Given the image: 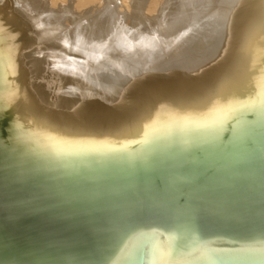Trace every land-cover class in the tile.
Wrapping results in <instances>:
<instances>
[{"label":"bare ground","instance_id":"1","mask_svg":"<svg viewBox=\"0 0 264 264\" xmlns=\"http://www.w3.org/2000/svg\"><path fill=\"white\" fill-rule=\"evenodd\" d=\"M145 1L154 3L153 8L148 4L149 12L150 8L160 11L159 16L157 11L153 15L154 23L140 13ZM227 2L231 5L224 17L219 7ZM219 10L225 20L217 19ZM143 15L147 22L142 23ZM210 45L216 48L204 55ZM169 58H179V65L170 63L162 69ZM192 59L196 61L188 64ZM175 60L170 62L177 64ZM157 64L163 66L155 68ZM151 66L155 70L143 71ZM0 73V101L27 131L87 150L88 155L99 154L97 160L114 165L74 174L69 187L60 190L63 178L45 171L36 175L33 165L17 159L0 141V150L13 159L5 170L0 168V207L9 223L16 211L31 206L29 200L40 189L52 191L59 200L52 209L44 205L47 196L40 198L41 216L71 222L77 214L70 216L68 211L76 212L77 207L88 211L91 219L95 215L92 226L104 231L113 230L131 212H141L136 206L167 204L173 208L167 218L169 230H139L129 237L140 231L160 235L165 255L176 263L211 243L194 241L197 214L218 218V211L209 208L229 203L231 193L244 194L249 204L237 202L234 210H258L249 203L251 198L264 202V0H0ZM121 81L129 86L125 92L121 87L115 92ZM79 85L86 86L82 91L88 101L73 98ZM78 92L77 97H82ZM241 113L242 120L227 123L232 133L215 141L223 150L213 159L205 160L198 153L194 164L187 156L183 160L168 156L132 165L128 155L116 159L109 151L146 143L153 128L167 123L188 119L202 123L217 115ZM196 143L203 142L197 139ZM210 160L238 174L228 176L226 182L222 178L213 181L217 177L202 174L206 171L202 164ZM23 171L25 175L30 172L29 180L19 182ZM185 171L197 172L207 187L182 189L188 197H204L205 203L200 209L187 198L178 202L187 205L186 222L179 218V204L156 194L162 180ZM18 200L22 206L13 210ZM61 206L73 209L62 211ZM218 213L220 220H228L240 211L229 216ZM103 214L108 219L96 225Z\"/></svg>","mask_w":264,"mask_h":264},{"label":"rangeland","instance_id":"2","mask_svg":"<svg viewBox=\"0 0 264 264\" xmlns=\"http://www.w3.org/2000/svg\"><path fill=\"white\" fill-rule=\"evenodd\" d=\"M55 1L57 2V0H55ZM64 2H66V1H64ZM145 2H146V4L144 6H146V8L145 9L142 8V11L140 10L141 11L140 13L144 14L146 19L148 18L147 21L149 23H151V21L153 22V20H155L152 18H155V16H157V14L160 11L156 10L158 13H155L156 11H154V9H152L153 8L152 6L154 3L150 4L149 1H145ZM230 3L227 2L225 4H222V6L219 7L222 15L225 13V16H227L228 11L226 9L228 8V6L231 5ZM148 4H150V6L152 7V8H150L151 12L148 11V8L150 7ZM65 7L68 8L67 5ZM105 9H110V8L106 7ZM224 9L226 12H224ZM220 10H219L218 17H217L218 20L220 18L219 16H221ZM152 11H154V12H152ZM162 11H161V13H162ZM164 11L167 12L168 10L164 9ZM154 14H155V16H153ZM144 15H143L142 20L145 19ZM159 15H160V13L158 14V16ZM221 19L225 20L224 18H222V16H221L220 20ZM142 20H140L139 22L141 23ZM147 21L144 20L142 23L147 22ZM216 22L217 21H215V24H216ZM140 23H139V25H141ZM146 44H145V46H146ZM56 46L54 45L53 48H55L57 50L59 47H60L59 50L62 48L60 45L57 46L58 48ZM212 46H216V45L213 44ZM212 46L210 45L209 47L208 46L206 47V50L204 51L205 52L204 55L207 54V56H209V53L212 52V49L216 48V47H214V48L210 49ZM207 48H208V51H207ZM177 55H175V57H177ZM173 57H171V58H173ZM179 58L178 59H176V58L170 59L169 58L168 60L165 61V63H162L163 65L165 64V67H162L163 65H160V64L159 65L158 64L153 65V66H155V68H158L159 66H161L162 69H165L166 65H168V64L171 65L170 63H173V65H179V63H180ZM175 59L178 61V63ZM195 59H192L194 61L190 60V62H188V64L195 62L196 61ZM172 60H175V62L177 64H174V61L170 62ZM197 60H198V58H197ZM146 69L155 70L152 66L150 68L143 67V71ZM206 75H209V74L207 73ZM0 77H2L1 73H0ZM127 79L128 78H126V83H128V81H129V80L127 81ZM123 81H125V80H123ZM1 82H0V85H1ZM121 83H122V81H121ZM124 84H125V82H124ZM79 86H78V90H80V91L78 92V90L77 89L76 90L78 93L82 94L83 96L82 97H81V95L78 96L80 98L79 99L77 97V95H79V94H76L77 93L76 92L75 95H73L74 96L73 98L81 100L82 98L84 99V97H85L86 100L84 99V101H88L89 99L87 100L86 92L82 91V90H85L86 86H84V88H83V86H80L81 88H79ZM122 86L119 83L118 88H117L118 91H117L116 87H115L114 91L120 92V89H121V90H124L123 92H125L126 91L125 88L128 87L129 84H125L124 87H122ZM122 88H124V89H122ZM113 92L111 95L114 96L115 92H114V94H113ZM84 94H86V95H84ZM1 101H0V103H1ZM6 105L7 104H2V103L0 104V141L3 143V145L6 147V149L13 150L12 152L17 156V159L19 158L20 160H22V162L24 161L25 164H27L28 166L33 165V167L35 169H37V170H35V171H37V173L35 172L36 175L42 171H45V173H47V174H51V175L63 178V181L65 180V182L60 184V186H58L57 189H59V187H60V190H62L61 187H63L64 189H65V187H69L68 186L69 182H71L74 174H79V173L81 174L82 172H92L93 170H97L99 168L100 169L113 168L112 167V166H114L113 164L105 163V162H108V160L104 161V163L100 160H97L98 158L101 159V155H99V154L88 155V153H90V152H88L87 150L79 151L75 147H70V146L68 147V146L60 145V144H57L56 142L52 141L50 138H48L46 136L36 135V134L32 133L31 131H27L19 123L17 115L16 114L13 115L12 112H9L7 110ZM243 113H245V112H243ZM243 113L236 115V116H232V115L231 116L230 115L218 116L217 115V116L213 117L212 119H209L210 121L207 120V121H204L202 123L195 122V120H190V119L181 120L180 122H177V123H174V122L173 123H167L165 125L153 128L152 131L150 132L149 136H148L149 139L146 140V143L135 144L133 146H130L127 149H122L120 147H111L112 149L109 151H111L113 153L114 157H118L116 159H119L122 156L125 157V155H128V163H131L132 165L134 163H137V162L138 163L152 162L157 157L162 158V157H168V156L177 157L179 160H183L182 156H187V157H189V162H192L194 164V162L196 160L195 157H197L198 153H201L202 156H204L203 159H205V160H209L210 158L213 159V158H215L214 157L215 155L220 154L219 152H221L223 150L221 148L222 145L221 144H215V141L222 139L223 137L227 136L229 133H232L231 132L232 128H229L227 126L228 125L227 123L233 124L234 122H236V123L239 122L240 119L242 120V118L244 116ZM217 121H219V122L213 123V122H217ZM211 122H212V124H211ZM197 139H201V141L203 142L202 145L199 146L196 143ZM176 148H179V149H176ZM201 149H202V151H200ZM170 151H177L178 153L177 152L173 153ZM125 153H127V154H125ZM8 154H9V152L6 153V152H3L2 150H0V168H2L4 170L6 167H8L7 163L10 164L11 162H13V161H10L11 157ZM6 157L9 158L8 162H4L6 160L5 159ZM11 160H13V159H11ZM211 160L209 162L205 161V162H207L206 164L205 163L202 164L203 167H206V171L205 172L203 171L202 174H204V175L210 174V175H208V177H211V176L213 178L217 177L213 181H215V180L220 181V179L222 178V180L226 179V180H224L226 182L227 179H230V178H232L238 174V171L233 170V168H231L229 166H225V164H223L224 165L223 166L220 162L219 164L221 167H223V170H225V171L227 170L226 172L224 171V173H223V170L221 169V167H219V165L216 166L218 163L212 165L213 162H211ZM210 162H211V164H210ZM114 164H116V163H114ZM13 165H14V163H13ZM211 165L214 167L210 168ZM225 167H227V168H225ZM216 168H219V170L217 169V171H216ZM220 170H222V171H220ZM7 171H9V170H7ZM15 172L18 173V171H15ZM218 172H219V174H218ZM29 173L30 172L28 171V174L25 175V172L24 173L21 172L18 175L19 182H21V181L24 182V181L29 180V178H27V177H29L28 175H30ZM183 173H184V177H183ZM216 173H217V176H216ZM228 173H230V174H228ZM181 175H182V177H181ZM186 175H188V176H186ZM195 175L197 177H195ZM204 175H202V176L204 177ZM223 175H225V177ZM228 176H230V178ZM176 177L180 178L182 181H179L180 179H177ZM218 178H220V179H218ZM222 180H221V182L223 183L224 181H222ZM209 181H210V179H209ZM161 182L162 183L160 184V186L162 188H160V190L158 192H156V194L158 195L157 196L158 198L162 197L160 199H164V200H167V199L170 200L171 199V201L175 202L176 204H179L178 202H180V201L182 202V199H186V198L188 200L192 201V204H198V203L205 204L203 201L204 197H201L198 195H191L190 197H188L187 194L182 190L183 188H186V186L191 187V188L196 187V189H198V188L199 189H207V187H205V185L200 183V182H202V180H199L197 172H194V174L193 173L189 174L186 171L185 172H178V173H176V176L169 177L166 180H162ZM166 182H168V183H166ZM225 182H224V184H227ZM169 194H172V195L170 196ZM231 194H232L231 198H230L231 200L229 201V203H227V204L226 203H217L216 205L211 206L209 209H211L214 212L218 211V212L224 214L223 210L226 209V207L234 209V207H236V205H237V202L243 203V204H240L242 206L249 205L248 202H246L247 200H246V197L244 194L243 195L234 194V193H231ZM231 201L233 203H230ZM182 203L179 204L180 207L178 210H179V218L183 217V220H184V219L188 218V217H186V214H185L186 213L185 210H186L187 205L182 204ZM229 204H232V205H229ZM64 207L68 208L69 206H64ZM229 208H227V209H229ZM244 208H246V207H244ZM72 209L73 208H70L69 210H72ZM69 212L70 211H68V214L70 215L71 212L70 213ZM218 212L216 215L218 216V218H220L221 216L219 217L220 214ZM135 213L136 212L133 211V212H131V214L126 215L121 220H126L131 215H133ZM80 215L83 216L84 214H80ZM5 218L6 217H5L4 210H2L0 208V236H1L0 239L1 240L3 239V241L6 244V247H8L9 249L16 250L19 248L20 252L25 251V249L27 247H29V246H27L29 240H31L33 238V236L38 234V233H42L43 236H45V238L52 240V234H53L52 230L55 228L54 225H56V221L51 222L49 219H47V220L43 219L41 221L40 220L34 221V220H31L29 217H26V215H24L22 213V211H16L15 214H13L11 221L16 223L13 225L14 230L15 231H17V230L23 231V234H20V235H18V237L14 238L13 241H15L14 242L15 244H13L8 240L7 232H6L5 228L3 227V223H4ZM184 221L186 222V220H184ZM184 221H182V222L184 223ZM64 223H66L72 229L77 228V230H83L82 227L84 225L81 224L80 222L76 223L72 220L71 222H64ZM95 227H97V229H98V230H96V232H97L96 235L98 237L101 236V237L105 238L112 231V230H110V231L105 230L104 231L103 228H100V227L98 228V226H95ZM103 238H101V239H103ZM18 240L19 241L23 240V241L19 242ZM16 241H18V243H16ZM24 243H27V245H24ZM17 244H19L21 246L19 247Z\"/></svg>","mask_w":264,"mask_h":264},{"label":"water","instance_id":"3","mask_svg":"<svg viewBox=\"0 0 264 264\" xmlns=\"http://www.w3.org/2000/svg\"><path fill=\"white\" fill-rule=\"evenodd\" d=\"M51 192L45 189L36 191L34 195L38 196L29 200L28 204L37 206L41 203L40 200L42 199L40 198L47 196L48 201L44 205L55 209L56 202L59 200L57 195ZM249 200L250 204L259 209L242 212L241 209L234 210L226 207L223 210V216H229L240 211L238 213L242 216L240 218L236 214V217L231 219L220 220V218L211 216L208 218L197 214V226H193L195 229L192 231L195 235L194 241L211 243L182 262L171 263L169 261L164 253L160 235H148L140 231L129 237L139 230L152 229L164 233L171 228L167 223L169 221L167 218L173 214L170 212L173 211V208L167 204H160L156 207L146 204L140 207L136 206L137 209H141V212L135 210L134 218L120 220L105 238L98 237L96 235L97 227L92 226L95 215L91 219V214L88 211L83 209L79 211L80 208L74 207L76 212L71 213L77 215L71 218L74 222L83 224V230L72 229L66 223L56 222L55 228L52 230V240L45 238L42 233H38L29 240L28 245L24 243V245L29 246L25 249L26 252H20L19 248L16 250L9 249L3 239H0V264H264V202L252 198ZM21 204V200H18L13 205V210L22 206ZM198 205L200 209L201 206H204L200 203ZM31 206L22 208L27 210H22L26 217L34 221L49 219L40 215L41 210L39 209L41 207L32 208ZM0 208L2 209V207ZM58 208H62V211L70 209L64 206ZM103 216L96 225H102L106 221L102 218L108 216L104 214ZM50 221L55 222V220ZM14 224L16 223L12 221L9 223L8 219H5L3 223L8 240L13 244H15L13 239L23 234V231L14 230Z\"/></svg>","mask_w":264,"mask_h":264}]
</instances>
